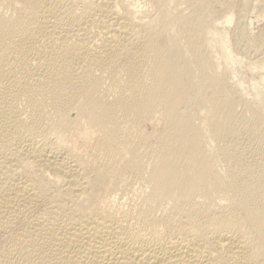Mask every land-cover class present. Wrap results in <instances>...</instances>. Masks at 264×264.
Segmentation results:
<instances>
[{
	"label": "bare ground",
	"instance_id": "bare-ground-1",
	"mask_svg": "<svg viewBox=\"0 0 264 264\" xmlns=\"http://www.w3.org/2000/svg\"><path fill=\"white\" fill-rule=\"evenodd\" d=\"M249 5L0 0V264H264Z\"/></svg>",
	"mask_w": 264,
	"mask_h": 264
},
{
	"label": "rangeland",
	"instance_id": "rangeland-1",
	"mask_svg": "<svg viewBox=\"0 0 264 264\" xmlns=\"http://www.w3.org/2000/svg\"><path fill=\"white\" fill-rule=\"evenodd\" d=\"M232 1H240V0H232ZM245 1H248V3L250 4L249 6L251 7V8H249L248 9V11H251V12H248V17H252L253 16V12H252V8L253 7H256V8H258L261 12V15H264V14H262V13H264V1H262V0H260V1H258V0H245ZM261 1L263 2L262 4H260L259 5V7H258V3L257 2H260L261 3ZM251 2H253V5H252V3ZM262 5H263V7H262ZM181 7H184L183 5L181 6ZM263 11V12H262ZM259 12V11H258ZM258 12H255V13H258ZM247 14V13H246ZM259 14V13H258ZM252 15V16H251ZM255 16H257V14L255 15ZM252 19H254V17L252 18ZM259 21V22H258ZM253 34H256L258 31H259V29L261 28V27H264V18L262 19H259V20H257V19H255V20H253ZM231 28V30H233V26H231L230 27ZM255 29V30H254ZM237 38V37H236ZM236 38H234V39H236ZM252 54H253V52H251ZM250 53V54H251ZM248 57H250L251 55H249V53H248V55H247ZM246 59V60H245ZM243 63H245V62H247V58H244L243 59ZM242 71H244L243 69H242ZM245 74V75H244ZM242 73V74H239V76L238 77H241L242 76V78L245 80H247V79H249V74L248 73ZM145 130H144V133H146L147 132V134L149 133V127H145L144 128Z\"/></svg>",
	"mask_w": 264,
	"mask_h": 264
}]
</instances>
